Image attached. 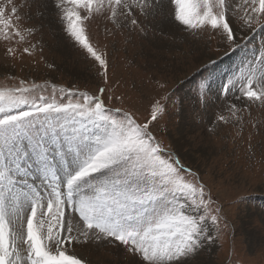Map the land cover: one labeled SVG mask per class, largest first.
Instances as JSON below:
<instances>
[{"label":"snow or ice","instance_id":"1","mask_svg":"<svg viewBox=\"0 0 264 264\" xmlns=\"http://www.w3.org/2000/svg\"><path fill=\"white\" fill-rule=\"evenodd\" d=\"M93 19L143 35L165 25L219 35L229 55L264 33V0H0L8 56H33L32 38L55 20L104 85L89 93L19 78L0 88V264H90L74 254L80 245L122 247L127 264H198L229 223L211 190L153 132L169 105L184 100L153 76L156 94L140 122L109 86L107 52L87 34ZM216 95L230 114L216 117L224 124L264 108V39ZM211 96V83L201 82L195 102L207 109Z\"/></svg>","mask_w":264,"mask_h":264},{"label":"rangeland","instance_id":"2","mask_svg":"<svg viewBox=\"0 0 264 264\" xmlns=\"http://www.w3.org/2000/svg\"><path fill=\"white\" fill-rule=\"evenodd\" d=\"M87 34L94 47L107 52L110 88L115 94H124L123 106L134 111L140 122L148 118L156 94L151 77L167 79L169 88L184 100L182 107L169 105L159 123L152 126L153 132L211 190L229 223L201 254L198 264H264V108L252 105L242 110L239 122L224 124L216 119L230 115L225 99H217V90L239 72L246 55L260 49L264 33L251 35L246 50L237 49L229 55H224L221 36L203 33L196 37L173 25L143 35L115 31L105 21L93 19L88 22ZM32 43L37 45L33 56L25 54L21 59L18 54L13 59L0 41V88L12 86L19 78L89 93L104 86L95 62L55 20L44 21ZM201 82L212 85L207 109L195 102ZM133 84L144 89L143 97L133 90ZM74 254L90 264H127L122 247L80 245Z\"/></svg>","mask_w":264,"mask_h":264}]
</instances>
